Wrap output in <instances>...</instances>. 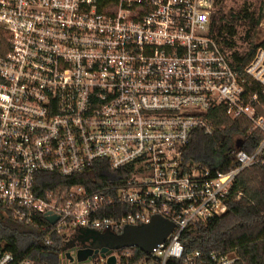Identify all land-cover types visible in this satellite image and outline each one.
Listing matches in <instances>:
<instances>
[{"label": "built area", "instance_id": "1", "mask_svg": "<svg viewBox=\"0 0 264 264\" xmlns=\"http://www.w3.org/2000/svg\"><path fill=\"white\" fill-rule=\"evenodd\" d=\"M216 10L217 0H117L103 9L98 0H0V205L44 231L40 261L0 246V264H109L101 251L79 261L92 244H75L157 216L174 230L140 264H238L235 252L186 255L181 241L226 214L245 170L264 167V48L237 62L211 33ZM220 110L263 134L252 153L235 138L227 171L187 158L196 134H217ZM101 162L127 173L119 186L39 194L40 174L71 178Z\"/></svg>", "mask_w": 264, "mask_h": 264}, {"label": "trees", "instance_id": "2", "mask_svg": "<svg viewBox=\"0 0 264 264\" xmlns=\"http://www.w3.org/2000/svg\"><path fill=\"white\" fill-rule=\"evenodd\" d=\"M117 0H98L101 9L113 5ZM219 1L217 0V6ZM264 20V1L252 12L243 9L238 13L224 12L219 7L212 20V35L229 51L237 62L249 63L258 48H264V41L257 43L259 27ZM246 28L244 41L248 49L244 53L235 50V37L238 27ZM1 36L0 40H3ZM215 116L217 134L205 136L196 134L187 151V158L203 163L207 167L221 171L233 167V142L242 136L243 149L252 153L263 138L260 132H251V122L247 119L232 121L220 110ZM127 176L124 170H112L107 162L83 175L64 178L57 174L44 173L38 176L39 194L57 189L66 190L72 186L83 185L89 191L121 184ZM109 192V190H108ZM241 192V197L238 193ZM109 193L113 194L111 190ZM227 212L221 217L211 219L206 225H198L181 236L185 254L201 251L206 257L212 252H235L238 264H264V167L255 166L245 170L237 179L235 188L226 202ZM111 216L110 213L102 214ZM44 234L38 226H27L16 221L13 215L0 205V246L13 253L17 258H33L40 261L41 250L36 246L37 239ZM59 242L62 237H56ZM130 251L132 258H122L121 264H140L148 254L138 248L123 249ZM167 264H183L181 260L169 259Z\"/></svg>", "mask_w": 264, "mask_h": 264}, {"label": "water", "instance_id": "3", "mask_svg": "<svg viewBox=\"0 0 264 264\" xmlns=\"http://www.w3.org/2000/svg\"><path fill=\"white\" fill-rule=\"evenodd\" d=\"M48 220L53 224L57 222L56 217H49ZM173 230L174 225L171 222L157 216L152 219L150 224L128 227L119 236L113 234L96 235L92 248L78 251V259L79 261H86L101 251L103 258L110 256L109 264H116V257L112 256L114 251L138 248L148 254L157 245L166 241ZM68 257L70 258L69 255Z\"/></svg>", "mask_w": 264, "mask_h": 264}, {"label": "rangeland", "instance_id": "4", "mask_svg": "<svg viewBox=\"0 0 264 264\" xmlns=\"http://www.w3.org/2000/svg\"><path fill=\"white\" fill-rule=\"evenodd\" d=\"M219 5L217 6V10L221 7L224 12H229L232 10L234 13H238L243 9H247L249 12L257 10L264 0H218ZM237 36L235 37V50L244 53L248 49V45L244 41V35L246 28L243 26L238 27ZM259 35L257 43L260 41H264V25H260L259 27Z\"/></svg>", "mask_w": 264, "mask_h": 264}, {"label": "flooded vegetation", "instance_id": "5", "mask_svg": "<svg viewBox=\"0 0 264 264\" xmlns=\"http://www.w3.org/2000/svg\"><path fill=\"white\" fill-rule=\"evenodd\" d=\"M96 235H104V234L97 233V232L86 234L85 237L82 239H79L75 245L79 247V246H86L87 244H90V243L93 244L95 242L94 238Z\"/></svg>", "mask_w": 264, "mask_h": 264}]
</instances>
